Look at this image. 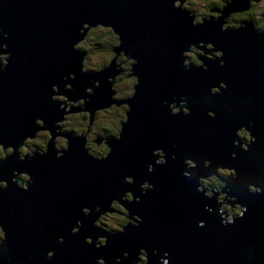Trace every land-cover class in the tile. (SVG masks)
<instances>
[{"label":"water","instance_id":"obj_1","mask_svg":"<svg viewBox=\"0 0 264 264\" xmlns=\"http://www.w3.org/2000/svg\"><path fill=\"white\" fill-rule=\"evenodd\" d=\"M181 2L0 0V27L9 34L0 33V46L8 44L0 53H11L6 70L0 71V146L11 148L0 160V179L7 182L0 186V229L7 233L0 244V264H97L95 257L112 262L126 250L132 255L122 257L120 264H135L141 247L148 249L143 264H264V193L249 190L251 183L264 186V31L251 21L221 28L223 16L247 8V0H230L221 16L199 24L192 23L195 15ZM85 23V28L109 25L119 41L114 51L133 58V92L111 97L114 89L105 78L119 70L114 61L97 71L82 70L85 52L75 42L83 40ZM199 41L203 50L211 42L210 49L222 55L196 53L201 62L184 65L183 51L190 42L200 47ZM69 73L72 80L65 79ZM221 81L228 87L213 92L211 87H220ZM63 82L69 89H63ZM53 84L55 95L71 100L84 96V106H67L69 112L127 103L119 136L104 138L105 155L87 150L85 137L57 132V125H51L60 122V110H65L58 99L51 100ZM181 99L186 102L179 104ZM173 100L179 106L175 114L168 106ZM183 104L188 113L181 111ZM243 128L252 139L247 148L238 143L237 130ZM31 131H49V141L45 150L22 155L19 146ZM51 134L64 136L66 146L59 151L70 148L61 158ZM156 148L166 164L155 163ZM188 159L192 166H184ZM217 165L235 170L232 177L214 172ZM21 172L27 177H20ZM211 175L222 178L221 191L232 196L223 202L248 206L234 224L221 222L216 193L207 196L199 190L197 179ZM127 176L131 181L125 183ZM146 180L155 188L142 191ZM127 191L132 200L121 198ZM113 200L126 208L127 223L129 215L138 213L143 218L139 225L116 235L96 222L91 229L94 216ZM94 204L92 214L84 215L82 206ZM77 219L84 224L73 235ZM201 220L206 227L198 226ZM61 235L64 243L56 242ZM89 235L108 236L107 247L87 244L84 237ZM53 248L56 254L49 259L45 253ZM153 249L159 250L156 255Z\"/></svg>","mask_w":264,"mask_h":264},{"label":"trees","instance_id":"obj_2","mask_svg":"<svg viewBox=\"0 0 264 264\" xmlns=\"http://www.w3.org/2000/svg\"><path fill=\"white\" fill-rule=\"evenodd\" d=\"M202 2L203 3H207L209 6L210 5L212 6L213 4H214V6H218V7L220 5L221 6L222 5L226 6L225 1L222 2V0H217V1H215V0H211V1L210 0H203ZM248 2H249V7L241 10L244 13V15L234 16V14L231 12V14H229V17H228L230 19V21L228 22V20H226L227 23L224 24V26H226V25L227 26H232V27L240 26L241 22H243V21H251L252 23L256 22L255 18L253 17L254 15L251 12L253 10L252 4L253 3H257V0H248ZM189 4L194 5L193 3H191L188 0V5H186L187 10L192 12V13H195V14H198V13L201 14L200 18L202 16H208V17H210V19H212L214 16H218V13H210V11H207V10H199L198 9V11H197V7L196 8L194 7L195 5L192 6V5H189ZM226 16L224 17V21H225ZM254 25L256 26L257 29L264 31V26L256 25L255 23H254ZM88 29H89V33L83 39L84 42L81 43L82 46H80L82 49H84V52H85L84 57H86V56L90 57L96 51L103 52V51H110V50H112L114 57L121 56L122 59H123L122 61L124 62V64L121 65V67L124 68V70H122L121 72L117 73V77L118 78H117V80L115 82L117 84L118 80H122L121 82H123L124 79H128L126 82L123 83L122 86L120 85V83H118L117 87H120V89L123 90V91H121L122 95H126L128 93L133 92L135 76L133 74H130V71H131V66H130V63H129L130 60L127 59L126 55H124L122 52H116V51L113 50V48L117 46L119 41L117 40V38H116L115 34L113 33L111 27L97 24L94 27H92V26L89 27ZM109 60H110V58H109ZM107 63H108V61H107ZM84 64H85V61H84ZM82 70L83 71H90V70H88V68H85V67H82ZM55 96H56V99H58L60 101L61 106H64V103L66 102L64 100H66V98L62 97V96H58V95H55ZM117 97H120V96H116V97L114 96V98H117ZM110 106H113L112 108H114L115 111H117V113L115 114V117H113L111 115L110 119L106 121V122H108L110 124L106 125L105 123H103L104 122L103 120L101 121L102 123H100V129H99L100 132H98V134H96V137H102L101 135H104V134L107 137H109V136L118 137L119 136L120 124L126 120L124 112H127V103L124 102V103H117V104H113V105L111 104ZM102 108L109 109L110 107L108 105V106L102 107ZM99 109H101V108L96 109V111L99 110ZM65 110H66V108H65ZM79 112L83 113V111H79ZM95 112H94V114H95ZM74 114H79V113H74ZM74 114L72 113V115H74ZM66 116L67 115L65 113L63 118H65ZM85 116H87V121L88 120L90 121V117H89L90 116V112L89 111H85ZM61 121H62V119L60 120V122ZM89 121H88V123H89ZM60 122H55V125H57V132H60V130H59L61 128L60 125H59ZM88 123L85 124V127L82 130H80V129L76 130L75 128H73V129L71 128V131H70V129L69 130L63 129L62 133L80 135V136L85 137V146L88 148V150L90 152H92L94 154H99V155L103 154V155H105L108 152L106 143L105 142L98 143L96 141H93V139L95 137H92V135H94V133L89 132L90 128H91V125H88ZM97 129L98 128H93L92 131H96ZM83 130L86 132L85 134H84ZM44 132H46V131H44ZM46 133L48 134L47 135L48 137H47V139L45 141L44 146H47V142L49 141V131L46 132ZM87 133H89L91 135V137H92V138H90V140L87 139ZM242 134H245L246 136L248 135L247 131H240L239 135H242ZM59 139H60V142H62L64 145L60 146V147H55L56 150H58V151H59V149H62L63 147L66 146L64 136H60ZM92 144H94L95 148H92V146H93ZM0 151H1L2 155H4L6 152H8L10 150L9 149L5 150L3 146H0ZM95 151H98V153L95 152ZM220 174H223V175H226V176L229 175V174H226V173H223V172H221ZM209 178L211 179V178H216V177L211 176ZM203 181L204 180H202V182ZM222 183L223 182L221 181V184ZM214 185L216 186L218 184H214ZM131 193L132 192H130V191L125 192L126 198H131ZM111 206H112V211H106L105 213L102 214V216L99 218V220L96 221V223L99 225L100 223H102L101 220H107V217L114 216V218H115V220H114L115 222L114 223L116 224L115 226L108 225L109 222H107V221H104V226L102 224L99 225L100 227H103L104 229H107L109 232L118 231L128 221V217L126 216V209L125 208H121L120 204H119V202L117 200H113L112 203H111ZM236 207H237V204L232 206V211L233 212H235ZM145 262L146 261L142 260L141 264H143Z\"/></svg>","mask_w":264,"mask_h":264},{"label":"rangeland","instance_id":"obj_3","mask_svg":"<svg viewBox=\"0 0 264 264\" xmlns=\"http://www.w3.org/2000/svg\"><path fill=\"white\" fill-rule=\"evenodd\" d=\"M191 3H193L194 5H192V4H189V5H192V6H194L195 8L197 7V11H198V9L199 10H207V11H210V13H218V16L219 15H221L222 14V8H223V6L224 5H220L219 7L218 6H214V4L211 6H209L207 3H203L202 1L203 0H189ZM211 1V0H210ZM215 1H217V0H215ZM225 1V3L227 4V3H229V1L230 0H222V2H224ZM186 5H188V0H182V2H181V7L184 9V10H187V8H186ZM214 6V7H213ZM252 6H253V10H252V14L254 15L253 17L255 18V20H256V25H261V26H264V0H257V3H253L252 4ZM209 7V8H208ZM220 8V9H214V8ZM188 11V10H187ZM231 12L234 14V16H240V15H244V13L241 11V10H233V11H230L228 14H226L227 16H226V18H225V21H224V24H226L227 22H226V20H228V22L230 21V19L228 18L229 17V14H231ZM193 14V13H192ZM200 16H201V14H195V16H194V19L192 20V23L193 24H199V23H202V22H204V21H206V20H209V17L208 16H204V17H201L200 18ZM198 18V19H197ZM233 19V18H232ZM98 24H101V23H98ZM88 24H84L83 25V29H85V32H84V36H83V39L86 37V35L89 33V29L88 28H85L86 26H87ZM101 25H103V24H101ZM105 26H109V25H105ZM226 27H228V28H232V26H225V28ZM237 28V27H236ZM84 42V40H77L76 42H75V47L77 46V47H80V46H82L81 45V43H83ZM199 43V46L200 47H198V46H196V44H193V46L191 47H189L188 49L189 50H184L183 51V64L184 65H188V62L189 61H191V62H193L194 63V65L196 64V63H200L201 62V60L200 61H197L198 60V56L196 55V53H198V54H203L204 56H207V57H211V58H215V57H218V56H221L222 55V51L221 50H214V49H210L211 47H214V45H212L211 44V42H207V44H206V49L205 50H203L202 48H203V46H201V45H203V42L202 41H199L198 42ZM81 48V47H80ZM113 50H115V47L113 48ZM191 50V51H190ZM193 51V52H192ZM0 55H1V59H0V61L3 59V58H5L6 57V52H1L0 53ZM123 56V55H122ZM110 58V60H109V58ZM127 59H129L130 60V58H127ZM112 60L114 61V69H119L120 71L123 69L124 70V68H122L121 67V65H123L124 64V62L122 61L123 59H122V57L121 56H117V57H114V55H113V52H112V50H110V51H103V52H101V51H96V52H94L90 57H85V59H84V61H85V64H84V67L85 68H88V70H90V71H97V70H100L101 69V66L102 65H105V64H107V61H108V63H110V62H112ZM222 59H220L219 60V64H221L220 63V61H221ZM129 63H130V61H129ZM117 73H119V72H117ZM116 73V74H117ZM107 79H109L110 80V82H111V85H112V88L114 89V93L112 94V96L111 97H113L114 98V96L116 97V96H123L121 93V91H123V90H121L120 89V87H117L118 86V83H120V85L122 86L123 85V83L124 82H126L128 79H124L123 80V82H121L122 80H118L117 81V84H116V80H117V75L116 76H114V77H106ZM113 82V83H112ZM214 87H217V86H212L211 87V89H213ZM89 90V89H88ZM116 94V95H115ZM78 103H80L81 105L80 106H84V102L82 101H79L78 99H76V100H71V99H66V102L64 103V107L66 108V112H69V110H68V107L67 106H79V105H76V104H78ZM72 104V105H71ZM113 105V104H112ZM107 105H105V106H99L98 108H101V109H99V110H97L96 112H95V114H92V115H94L93 117H91L92 115H90L89 117H90V121H89V123H88V121H87V116H85V111H83V113L81 112H69V113H66V117L65 118H62V121L59 123V125H60V132H63L62 130L63 129H65V130H69L70 129V131H71V128L73 129V128H75L76 130H82V129H84V127H85V124H87L88 123V125H91V128H90V131L89 132H92V133H94V135H92V137H96V134H98V132H100V123H102L101 121L103 120L104 122L103 123H105L106 125H108V124H110V123H108V122H106L107 120H109L110 119V117H111V115L113 116V117H115V114L117 113V111H115V109L114 108H112L113 106H110L109 105V107L111 108H109V109H106V108H102V107H106ZM64 108V109H65ZM72 113L74 114V113H79V114H74V115H72ZM89 119V118H88ZM40 120V119H39ZM61 120V119H60ZM93 123V124H92ZM53 125H55V122L52 124V126ZM56 126V125H55ZM110 126V125H109ZM93 128H98L96 131H92V129ZM84 131V130H83ZM46 132H48V131H46ZM46 132H44V131H37L34 135H32L31 137H29V138H27V139H25L24 141H23V143L19 146V151L22 153V155L23 154H29L31 151H32V149H34V148H38V149H44L45 150V148L43 147L44 146V144H45V141H46V139H47V133ZM86 132L84 131V134H85ZM83 135V134H82ZM56 136V134H51V138H54ZM102 137H98L97 139H100V140H102V138H105L106 137V135L104 134V135H101ZM59 137H60V135H57L56 136V141L54 140V146L55 147H60V146H63L64 144L62 143V142H60V139H59ZM91 137V135L89 134V133H87V139L88 140H90V138H92ZM48 143V142H47ZM93 146H92V148H95L94 147V144H92ZM6 149H11L10 147H7ZM90 149V148H89ZM91 150V149H90ZM93 151V150H92ZM95 152H97L98 153V151H95ZM0 154H2L1 153V151H0ZM5 155V154H4ZM159 158H161V155L159 156ZM189 160V159H188ZM223 166H219V172H220V170L221 169H229L227 172V174H230V172H231V167H223ZM231 169V170H230ZM223 173H225V172H223ZM20 177H22V178H25L26 176H25V173H23V172H21L20 174ZM129 177V176H128ZM213 177H215V176H213ZM131 180V179H130ZM206 181H207V178H206ZM205 185H206V187H208V188H212V186L210 185V184H208L207 182L205 183ZM209 192V191H208ZM207 192V193H208ZM236 205V204H235ZM229 210H231L232 211V208L231 207H229ZM232 213H233V211H232ZM115 218H114V216H112V217H107V220H101V222L102 223H100V224H102L103 226H104V221H107V222H109L108 223V225H110V226H115L116 224L114 223L115 221ZM99 224V225H100Z\"/></svg>","mask_w":264,"mask_h":264},{"label":"clouds","instance_id":"obj_4","mask_svg":"<svg viewBox=\"0 0 264 264\" xmlns=\"http://www.w3.org/2000/svg\"><path fill=\"white\" fill-rule=\"evenodd\" d=\"M0 33H3V35L5 37L9 35L7 32H4V30H3L2 27H0ZM2 47L4 49H6L8 47V44L7 43H4V44H2ZM6 57L7 58H3L2 61H0V62H2V64H0V71L6 70L7 65L10 62L11 53L6 51ZM220 63H221V65H223L225 63V61L221 60ZM69 75H70V73H69ZM65 79L67 80L68 77H65ZM52 87H53V91H54V95H53L52 99L56 100V96H55V84H53ZM227 87H228V84L225 81H221L220 82V87H214L212 89V91L213 92H221V88L226 89ZM175 111H177V110H174V113L173 114H175ZM184 111H185V113H188L189 110L187 108H185ZM209 115L214 117L215 116V113L214 112H209ZM245 148H247V145H245ZM68 149H70V148H67V147L65 148V150H68ZM86 149H87V147H86ZM64 151L56 152L57 158L63 157ZM158 151L159 150H154L153 155L156 156ZM89 154H91V153L89 152ZM233 157L235 158V153L233 154ZM155 163L156 164L163 165V164H166L167 163V160L161 157V158H157V160H156ZM148 171L150 173L154 171V169H153V167L151 165H149ZM221 171L222 172H225L227 174V170L221 169ZM234 171L235 170H232L233 173H234ZM25 176L27 177V174H25ZM128 180H129V178L128 177H125V182L126 183H128ZM140 187H141V190L142 191H145L146 192L147 190L154 189L155 188V185L146 180V181H144L140 185ZM23 188H24V190H28L29 189V187H28L27 184H24L23 185ZM199 190H201V189L199 188ZM249 190L251 192H253V193H264V186H261V185L260 186H257V185H254V184L253 185H249ZM206 195L207 196H210L211 194L210 193H206ZM139 199H140L139 197H136L135 196V200L136 201H138ZM93 206H95V204L92 205V206H84L83 209H82L83 214L84 215H91L92 213L89 212V209L90 208H93ZM205 207L209 211H211V207L210 206L206 205ZM247 211H248V206L246 204L237 202V207L235 209V213L236 214H233L232 211L229 210V212H227V215L225 216L224 215V212H221L220 211V214H221V222L224 225L234 224L235 221H236V218L237 217L243 218L244 215H245V213ZM142 219L143 218L137 213L134 217L132 216V219H131V221L128 224L131 223L134 226H138L139 223L142 221ZM83 224H84L83 220H78L76 222V224L71 229L72 234L73 235L78 234L80 232L81 228L83 227ZM94 225H95V221H94ZM198 226L199 227H206L207 226V222L204 221V220H201V221H199ZM125 229H126V227L124 229L119 230V231H112V232H109L107 229H103V230L105 232L111 233L112 235H116L117 233H123L125 231ZM6 239H7V233L3 229H0V244H2ZM64 241H65V237L63 235H61L60 237H58V243H64ZM85 242L87 244H89V245L94 244L97 249L104 248V247H107V245H108L109 237L108 236H105V235H99V236H96V237H93V236L89 235V236H86L85 237ZM158 251H159L158 249H153V255H156V253ZM55 254H56L55 249L54 248L53 249H50L48 251V253H47V258L51 259L52 257L55 256ZM130 255H132V253L126 250L121 255L116 256L112 260L111 264H120L122 257L123 258H127ZM165 255H166L167 259L170 261V253L165 252ZM135 257H136V264H141V261L142 260L143 261H146L148 259V249L145 248V247H141L139 249L138 253L135 255ZM8 259L11 261L12 260V257L9 256ZM17 264H19L18 261H17ZM97 264H108L107 257H105V256H99L97 258Z\"/></svg>","mask_w":264,"mask_h":264},{"label":"flooded vegetation","instance_id":"obj_5","mask_svg":"<svg viewBox=\"0 0 264 264\" xmlns=\"http://www.w3.org/2000/svg\"><path fill=\"white\" fill-rule=\"evenodd\" d=\"M226 4V3H225ZM227 5V4H226ZM225 6V5H224ZM223 6V7H224ZM214 9H220V8H214ZM194 15H195V13H193ZM220 16V15H219ZM202 17H204V16H202ZM218 16H214L212 19H214V18H217ZM209 19H210V17H209ZM255 24H256V22H254ZM255 26V25H254ZM223 27L225 28V26L223 25ZM236 27H239V26H235V27H232V28H236ZM227 28V27H226ZM255 29H257L256 28V26H255ZM257 30H259V29H257ZM260 31H262V30H260ZM193 46V44L191 45V47ZM2 48V46H0V49ZM124 54V53H123ZM125 55V54H124ZM126 57L127 58H130V57H128L127 55H126ZM134 60L132 59V58H130V66L132 65V62H133ZM197 61H200L199 60V58H198V60ZM123 70V69H122ZM121 70V71H122ZM120 70H118L117 72H121ZM117 74H115V76H116ZM135 76V75H134ZM72 77V76H71ZM113 83V82H112ZM97 84V82L95 83V85ZM111 87H112V85H111ZM64 89H69V86H68V84H67V86L66 87H64ZM89 89V88H88ZM89 91V90H88ZM67 99V98H66ZM64 101H66V100H64ZM79 101H83L84 102V99H81V100H79ZM182 103H185V101L184 100H182L181 101V104ZM72 105V104H71ZM76 105H81L80 103H78V104H76ZM171 106H173V107H171L172 108V111L174 112V110H179L178 108H179V106H176V104L175 103H173V104H171ZM185 108L186 107H184V110H185ZM127 110H128V106H127ZM176 112V111H175ZM65 113H69V112H66L65 111ZM65 115V114H64ZM64 117V116H63ZM39 122V124L41 125V120H39L38 121ZM240 131H247V129L246 128H243V129H240V130H238L237 131V137H238V143L239 144H241L243 147H245V145H247L248 144V141L249 140H251V137H250V135H249V133H248V131H247V136L245 135V134H242V135H239V132ZM96 138V139H95ZM94 139H93V141H96V142H98V143H103V142H105L104 141V138H102V140H100V139H97L98 137H95ZM55 141H56V138H55ZM234 142H235V140H234ZM158 153V157L160 156V152L158 151L157 152ZM0 158H4V155H2V154H0ZM191 163V162H190ZM203 166H209V162H205L204 163V165ZM226 170V169H225ZM229 169H227V171H228ZM214 172H217V173H221L222 171L220 170V172H219V165H217V166H214ZM230 174H232V171H231V173ZM230 174L228 175L229 177H230ZM15 175H16V173H15ZM211 176H215L216 178H209V177H211ZM211 176H207V177H205L204 179H202V180H204L203 182H202V180H201V187H204V189L206 190V192H208V193H216L217 194V200H218V202H219V205H220V210H221V212H224V213H226V212H229V207H231L232 208V206H234L235 204H233V205H231L230 203H227V202H223V200H232V196H226V191H221V187H222V184H221V181L223 182V180H221L220 179V177H218V176H216V175H211ZM15 178V177H14ZM206 178H207V181H206ZM220 181V182H219ZM208 183V184H210L211 186H212V188H208V187H206V185H205V183ZM2 186H6L7 185V183L4 181V180H2L1 181V183H0ZM214 184H218V185H214ZM222 195V196H221ZM123 198H125V199H131L132 198V195H131V198H126V196H124ZM235 212H233V214H234ZM102 216V215H101ZM226 216V215H225ZM129 219V218H128ZM127 223V222H126ZM125 223V224H126ZM146 263V262H145Z\"/></svg>","mask_w":264,"mask_h":264},{"label":"bare ground","instance_id":"obj_6","mask_svg":"<svg viewBox=\"0 0 264 264\" xmlns=\"http://www.w3.org/2000/svg\"><path fill=\"white\" fill-rule=\"evenodd\" d=\"M248 1V0H247ZM228 4V3H227ZM227 6V5H226ZM226 6H224L223 8H222V13H223V11H224V9H225V7ZM248 7H249V2H248ZM230 12V11H229ZM229 12H227L226 14H228ZM226 14L223 16V18H222V21H221V28L222 29H232V28H224L223 27V25H224V17L226 16ZM222 15V14H221ZM220 15V16H221ZM219 17V16H218ZM217 17V18H218ZM84 25V24H83ZM99 25H101V24H99ZM104 26L106 25V24H103ZM253 26H254V23H253ZM91 27V26H90ZM89 28V27H88ZM238 28V27H237ZM254 28H255V26H254ZM75 40V39H74ZM192 45V43L190 42V43H188V48L190 47ZM125 54V53H124ZM126 55V54H125ZM128 56V55H127ZM129 57V56H128ZM130 58H132V57H130ZM133 59V58H132ZM133 75H135V74H133ZM66 76L69 78V79H71L72 80V74H66ZM95 83L96 82H94V86H98V82H97V84L95 85ZM105 83H110V80L109 79H107V78H105ZM67 86V82H63V89H64V87H66ZM53 88V87H52ZM83 92H89L88 91V88H83ZM54 95V94H53ZM173 98H175V96H172ZM180 97L181 98H184V96H182V95H180ZM186 97V96H185ZM80 99H84V96L83 97H81V98H79L78 100H80ZM51 100H53L52 99V96H51ZM108 100H110V98H108ZM183 99H181V100H179L178 101V103L179 104H181V101H182ZM185 101V100H184ZM165 102V101H164ZM186 102V101H185ZM173 103H176V101L175 100H173L172 102H169V107H171V104H173ZM108 106V105H107ZM184 107H185V104H183V106L181 107V111L183 112V113H185V111H184ZM59 108V107H58ZM187 109L189 108L188 106L186 107ZM96 109H98V107H93V108H91V113H90V115H92V114H94V111H96ZM62 113H64L65 114V110L64 111H62V110H60ZM178 111V110H177ZM90 112V111H89ZM127 112H129V109L127 110ZM170 112L171 113H174L173 111H172V108H171V110H170ZM64 114H60V119H62L63 118V116H64ZM94 115H92L91 117H93ZM41 120V119H40ZM39 119H36V122L39 124ZM54 122H51V125L53 124ZM123 123H126V120L123 122ZM34 124H35V119H32V124H31V126H34ZM40 125V124H39ZM41 126V125H40ZM238 131V130H237ZM37 131H31V136L32 135H34L35 133H36ZM55 138H56V136L54 137V138H51V142L53 143L54 142V140H55ZM115 140H118V138H116ZM233 140H235V139H233ZM252 140V139H251ZM24 141V140H23ZM83 141H84V139H83ZM20 143V142H19ZM235 143V142H234ZM241 147H243L241 144H239ZM173 146H175V144H173ZM239 146V147H240ZM155 150H158V148H156ZM154 152V151H153ZM153 152H152V154H153ZM172 155V154H171ZM159 158V157H158ZM0 160H4V158H0ZM204 163L205 162H202V166L204 165ZM184 166H192V164L190 163V160H187L185 163H184ZM16 175H17V173H16ZM16 175H15V173H14V177L16 178ZM128 177V176H127ZM184 177V176H183ZM230 177H232V174H230ZM15 178H14V180H15ZM129 178V180L128 181H131L130 180V177H128ZM205 177H203V178H199V179H197V182L199 183V185H198V187L199 188H203L204 189V187H201V180L202 179H204ZM3 179H0V183H1V181H2ZM5 181V180H4ZM123 181H125V178H123ZM6 182V181H5ZM7 183V182H6ZM126 183V182H125ZM132 183V182H131ZM250 185H253L252 183L250 184ZM0 186H2L1 184H0ZM7 186V185H6ZM197 187V186H196ZM204 191L206 192V190L204 189ZM131 195H132V193H131ZM120 196H121V198H123L124 196H125V192H123V193H121L120 194ZM136 197H138V196H136ZM130 200H132V198L130 199ZM110 205H111V203H109V202H105V210L104 211H102V212H100L99 214H97V215H95L94 216V218H93V222H92V226H91V229H95V227H93L94 226V221L96 222L97 220H99V218L101 217V215L103 214V213H105L106 211H109L108 209L110 208ZM83 207L84 206H82V209H83ZM126 209V208H125ZM94 211H98V208H94ZM137 214V213H136ZM136 214H132V215H129L130 216V218L133 216H135ZM79 219H77V221H78ZM128 224V223H127ZM126 224V225H127ZM75 224H72V226H74ZM124 226V227H129V226H134L133 224H128L127 226ZM72 229V228H71ZM71 229H70V231H71ZM112 232V231H111ZM48 233H51L50 231H48ZM121 234V233H120ZM97 236V235H96ZM96 236H94V237H96ZM84 240H85V237H84ZM56 242H58V237H57V240H56ZM124 252V251H123ZM122 252V253H123ZM47 253H48V251L45 253V255H47ZM47 257V256H46ZM29 258H31V255H29ZM96 258V261H97V257H95ZM108 264H111V262H108ZM136 264V263H135ZM157 264H158V262H157Z\"/></svg>","mask_w":264,"mask_h":264}]
</instances>
